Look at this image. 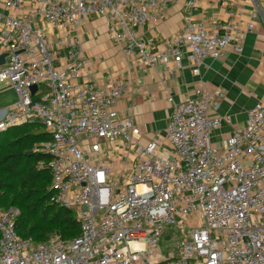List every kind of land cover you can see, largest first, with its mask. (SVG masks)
Wrapping results in <instances>:
<instances>
[{
    "label": "built area",
    "instance_id": "1",
    "mask_svg": "<svg viewBox=\"0 0 264 264\" xmlns=\"http://www.w3.org/2000/svg\"><path fill=\"white\" fill-rule=\"evenodd\" d=\"M203 2L224 4L1 0L0 94L12 90L15 99L0 106V131L44 126L50 138L34 150L48 160L36 166L48 170L49 199L73 212L79 234L23 239L15 229L17 210L0 207V264H264V100L218 147L210 143L213 131L232 120L219 112L224 91L197 87L179 102L166 91L173 106L166 149L157 140L136 143L133 119L115 109L123 81L75 82L85 64L80 27L92 16L107 17V39L137 64H162L168 75L185 57L197 75L204 59H221L229 49L240 54L238 34L253 32L261 11L255 7L245 20L231 11L207 20ZM175 3L183 5L181 32L162 49L138 37V28L160 21ZM197 217L177 255H158L165 230L183 229Z\"/></svg>",
    "mask_w": 264,
    "mask_h": 264
},
{
    "label": "crops",
    "instance_id": "2",
    "mask_svg": "<svg viewBox=\"0 0 264 264\" xmlns=\"http://www.w3.org/2000/svg\"><path fill=\"white\" fill-rule=\"evenodd\" d=\"M202 7L207 20L224 19L227 11L245 20L255 7L261 15L253 32L238 34L243 40L240 54L229 49L221 59H204L197 75L192 74L186 57L172 75L164 72L162 64H137L135 55H126L120 44L107 39L106 16L89 17L80 27V50L85 64L75 82L89 81L108 87L123 81L126 89L117 99L115 109L133 119L136 143L157 140L167 149L166 126L173 106L166 99V91L175 102L191 97L197 87H218L224 91L219 112L231 115L232 120L213 131L210 143L218 147L234 129L243 126L246 112L258 100H264V0H224V4L215 7L203 2ZM183 11L182 3L171 5L160 21L138 28V37L162 49L164 40L182 31ZM60 61L64 62L62 58Z\"/></svg>",
    "mask_w": 264,
    "mask_h": 264
},
{
    "label": "trees",
    "instance_id": "3",
    "mask_svg": "<svg viewBox=\"0 0 264 264\" xmlns=\"http://www.w3.org/2000/svg\"><path fill=\"white\" fill-rule=\"evenodd\" d=\"M6 136L0 148V207H15V229L23 239L46 240L55 232L62 238L79 234V224L73 212L53 204L50 175L46 167L37 168L39 160H48L35 148L49 140L44 126L27 123L0 131ZM27 152H31L27 154Z\"/></svg>",
    "mask_w": 264,
    "mask_h": 264
},
{
    "label": "rangeland",
    "instance_id": "4",
    "mask_svg": "<svg viewBox=\"0 0 264 264\" xmlns=\"http://www.w3.org/2000/svg\"><path fill=\"white\" fill-rule=\"evenodd\" d=\"M1 87V86H0ZM15 99V94L12 90H7L0 94V106L6 105L8 103H11ZM6 136L0 134V148L3 143V139ZM121 164L125 163V160L122 159ZM4 164H0V171H3ZM118 171V170H117ZM120 178V177H119ZM14 209H16L14 207ZM17 210V209H16ZM18 211V210H17ZM199 217H197L195 220L192 218L189 222L184 224L183 229H167L159 239V247H158V255H162L163 257H169L171 255H177L179 244L187 240L190 236V230L193 225H196L198 222L197 220ZM195 222V224H194ZM53 234H58L54 231Z\"/></svg>",
    "mask_w": 264,
    "mask_h": 264
},
{
    "label": "water",
    "instance_id": "5",
    "mask_svg": "<svg viewBox=\"0 0 264 264\" xmlns=\"http://www.w3.org/2000/svg\"><path fill=\"white\" fill-rule=\"evenodd\" d=\"M3 58H4V55H1L0 56V64L3 62ZM35 90V86H32L31 87V91H34ZM31 152H27V154H30Z\"/></svg>",
    "mask_w": 264,
    "mask_h": 264
}]
</instances>
